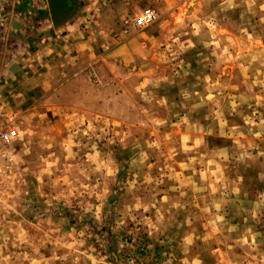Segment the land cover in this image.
Wrapping results in <instances>:
<instances>
[{
  "label": "rangeland",
  "instance_id": "1",
  "mask_svg": "<svg viewBox=\"0 0 264 264\" xmlns=\"http://www.w3.org/2000/svg\"><path fill=\"white\" fill-rule=\"evenodd\" d=\"M109 1H72L55 22L47 0H26L15 29L89 25L85 6L101 21ZM122 1L157 17L111 23L123 85L89 80L108 107L6 110L19 135L0 179V264H264V0Z\"/></svg>",
  "mask_w": 264,
  "mask_h": 264
},
{
  "label": "crops",
  "instance_id": "2",
  "mask_svg": "<svg viewBox=\"0 0 264 264\" xmlns=\"http://www.w3.org/2000/svg\"><path fill=\"white\" fill-rule=\"evenodd\" d=\"M25 1L0 0V103L2 109L20 112L31 103L49 99L59 102L74 101L81 106L108 107L110 98L104 96L103 90L99 93L100 95H97L94 88L99 87L91 86L92 83L89 80L95 72L106 81L104 82L106 84L103 83L104 86L117 80H119L118 85L121 82L123 85L124 76L118 77L117 71L118 63L121 61L119 54L122 53L125 43H119L113 48L109 47V43L111 38L114 39L112 24L121 21L131 11L130 3L110 0L108 5L97 7L99 11L96 12H101L102 15L101 21H95V15H92L97 5L91 7L87 4L85 8H90L88 12L91 18L89 25H86L85 20L77 18L68 26V29L57 30L52 24L46 25V21L41 24L39 22L38 27L33 29H15V20L24 24L25 16L28 19L32 17L29 10L18 16L15 15L16 8H22ZM69 14H66L65 20ZM95 22L98 24L96 25ZM81 23L85 24V27ZM157 23L158 21L148 28L153 35L156 34ZM99 32H102L100 35L103 42H109L106 43L108 49L102 48L105 45L95 39L98 38ZM6 59L8 64L5 62ZM101 73L106 75V79ZM83 86H86L85 90ZM261 196L264 198V193Z\"/></svg>",
  "mask_w": 264,
  "mask_h": 264
},
{
  "label": "built area",
  "instance_id": "3",
  "mask_svg": "<svg viewBox=\"0 0 264 264\" xmlns=\"http://www.w3.org/2000/svg\"><path fill=\"white\" fill-rule=\"evenodd\" d=\"M156 17L157 12L152 7H145L138 14L126 16L123 20V29L127 32L129 27L142 28L152 23ZM7 115L0 103V179L12 160V155L8 151L9 145L19 135L15 118H9Z\"/></svg>",
  "mask_w": 264,
  "mask_h": 264
},
{
  "label": "water",
  "instance_id": "4",
  "mask_svg": "<svg viewBox=\"0 0 264 264\" xmlns=\"http://www.w3.org/2000/svg\"><path fill=\"white\" fill-rule=\"evenodd\" d=\"M48 8L52 18L56 21L71 9V0H47Z\"/></svg>",
  "mask_w": 264,
  "mask_h": 264
}]
</instances>
